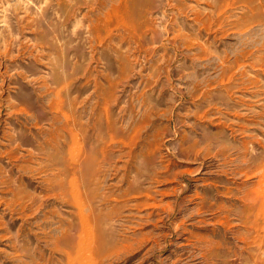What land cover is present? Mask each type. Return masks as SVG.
I'll use <instances>...</instances> for the list:
<instances>
[{"label": "rangeland", "instance_id": "rangeland-1", "mask_svg": "<svg viewBox=\"0 0 264 264\" xmlns=\"http://www.w3.org/2000/svg\"><path fill=\"white\" fill-rule=\"evenodd\" d=\"M176 2L180 12L173 8ZM259 4L264 0H0V182L9 175L29 177L18 166L33 136L42 141L46 129L65 127L61 116L51 121L48 109L54 88L65 86L61 108L81 126L82 148L91 154L92 166L103 158L102 150L108 157L100 191L117 198L132 185L147 194L140 198L146 203L141 208L134 206L138 200L133 196L102 206L109 241L118 247L101 264H211L190 236L223 241L211 232L221 210L233 209L232 194L240 196L256 181L245 174L251 157L240 153L241 139L258 135L264 141V99L254 96L256 89L238 95L261 113L259 131L239 134L236 120L217 99L225 94L220 85L224 65L242 51L253 52L259 38L257 26L237 33L230 29L232 22ZM207 5L230 6L224 25L228 34L213 25L216 15ZM249 69L248 76L255 75ZM201 92H207L205 98ZM210 101L223 112L212 109L201 117ZM8 103L22 110L15 112ZM59 132L65 137L64 130ZM10 150L16 159L5 155ZM34 161L31 167L38 169L42 159ZM41 176L32 177L36 185L26 189L38 200ZM216 189L231 194L223 198ZM60 200L44 203L31 226L0 206V264L28 263L23 253L14 254L13 245L33 251L39 262L42 255L50 257L46 264H62L58 253L51 255L53 239L42 238L44 232L56 236L60 217L71 219ZM235 205L228 217L232 233L240 231L242 208ZM50 209L59 216L48 214ZM28 228L35 238L27 236ZM222 232L230 240L231 234Z\"/></svg>", "mask_w": 264, "mask_h": 264}, {"label": "bare ground", "instance_id": "bare-ground-1", "mask_svg": "<svg viewBox=\"0 0 264 264\" xmlns=\"http://www.w3.org/2000/svg\"><path fill=\"white\" fill-rule=\"evenodd\" d=\"M243 1L247 3V0ZM207 6L213 8L210 14L214 12L216 15L213 25L218 28L221 35L228 34L230 30L224 29V25L230 16V6ZM173 8L178 12L182 10L178 2L175 3V7L173 6ZM248 13L249 15L245 16L243 20H234L230 29L237 33H246L248 30L257 26L259 28L257 46L255 49L253 47V52H240L234 56L229 65L226 67L224 65L220 85L224 87L223 91L226 95H223V99L221 97L217 98L221 101L226 114L236 120L235 123L238 124L237 127L240 129L239 134L241 135L250 130L259 131L256 124H261L259 119L262 115L255 110V105L246 104L243 96L238 95V93H247L249 89H256L254 96H262V99H264V90H259V88L264 87V82H262L264 79V5L259 4L254 7H249ZM193 15L196 20L199 19L197 11H193ZM206 29L209 30L210 28ZM173 35V38H175L179 35V32L176 31ZM248 68H250L249 70L256 71L255 75L249 77ZM53 72L55 73V70ZM246 77H248V80H245ZM53 81L55 83L58 82L57 75H54ZM64 88L65 86L54 88L53 98L48 102V109L53 114L51 121H56L58 119L56 116H61L64 119L65 127L55 128L53 130L46 129L43 131V135H46V137L44 136L45 138L43 137L44 140L42 141L37 140L34 135L35 133L32 134L34 135L33 148L31 147L30 150L26 151L27 156L25 160H21V163L24 162V164L18 166V170L26 171L30 175L26 179L23 176H16V178H11L10 175L7 178L2 177L0 182V206L3 207V210L9 216L14 217L16 215L14 217L16 221H23V223L31 226L30 220L36 217L38 211H41L44 203H47L50 199H61V203L69 208L67 213L71 216V219L65 221L63 217H60L58 233L55 237L49 236L46 232L42 235L45 242H48L46 240L48 237L53 239L50 244L51 255L58 253L63 259L62 264H101L102 257L108 252L111 253V251L116 250L118 247L115 242L111 243L109 241L112 234L104 224V218L107 217V213L103 212L102 206L109 204L111 201L117 202V198L126 200L129 196H133L134 199L138 200L134 206L141 208L146 203L140 201V198L147 196V194L143 195L138 187L132 185L123 191L121 195L116 196L117 198L108 196L100 191L99 184L102 182V167L106 161H104V158L107 159L108 157L105 151L102 150L103 158L96 162V166H92L91 161L88 159V157H91V154H86L82 148L85 135L82 133L81 126L76 127L73 116L67 115L64 109L61 108L63 107L62 96ZM206 93L201 92V96L205 98ZM8 106L14 109L15 112L22 110L16 109L13 103ZM212 109L223 112V110L215 107L212 101H210L200 116L204 117ZM248 115L249 117L247 118ZM222 123L224 124L225 122ZM222 126H225V124ZM59 130L65 131V137L62 135L64 133H60ZM9 140L13 141V138ZM126 144L122 142L123 146ZM130 144L131 140L127 146ZM241 145L242 149L240 153L244 156L250 153L249 155L251 157V166L245 174H253L256 177V181L247 192H244L240 196L237 193L236 195L234 193L232 194L235 200L233 209L237 210L238 208L235 203H240L242 208L239 214L238 227L240 231L232 233L231 230L233 227H231L228 217L233 209L221 210L222 207L218 203L215 205V209L221 210L222 212H220L221 216L217 218L215 227L211 229V232L213 235H221L223 241L219 242L201 236H190L194 243L193 245L204 248V252L200 254L201 258L211 264H264V155L262 156L254 150V148H259L264 152V141L259 139L258 135H244L241 139ZM5 155H9L11 159H16V156L11 150ZM38 158L42 159V162L38 164L39 168L31 167V164H37L34 160ZM52 169H55L56 172L51 173ZM36 172L43 174V177L41 176L42 185L40 184L43 195L41 200H38L34 193L26 190L27 187H33L36 183L32 178L37 175ZM137 174L139 176L141 175L139 172ZM215 192L217 195L227 199L228 197L225 196L231 194V191L228 189L224 191L216 189ZM150 206L153 208L156 207V205ZM47 213L59 216L56 211L51 209ZM44 218L47 220V216H44ZM14 221L11 223L13 226L16 225ZM27 230V236L35 238L32 229L28 228ZM222 231L231 234L230 240L232 239L234 242L231 243ZM0 237L4 238V236ZM110 247L112 248L110 249ZM126 247L130 248L131 245L127 244ZM12 249L14 250V254L18 252L23 253L29 259L28 263L30 264H46L50 259V257L45 258L40 255L39 259H41V262H39L34 252L27 248L17 249L16 245H13Z\"/></svg>", "mask_w": 264, "mask_h": 264}]
</instances>
